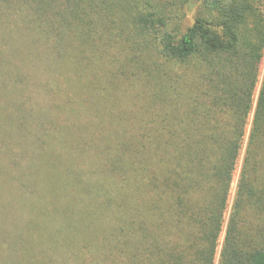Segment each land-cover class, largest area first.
I'll return each instance as SVG.
<instances>
[{
  "label": "trees",
  "instance_id": "1",
  "mask_svg": "<svg viewBox=\"0 0 264 264\" xmlns=\"http://www.w3.org/2000/svg\"><path fill=\"white\" fill-rule=\"evenodd\" d=\"M263 67L264 0H0V264H264Z\"/></svg>",
  "mask_w": 264,
  "mask_h": 264
},
{
  "label": "rangeland",
  "instance_id": "2",
  "mask_svg": "<svg viewBox=\"0 0 264 264\" xmlns=\"http://www.w3.org/2000/svg\"><path fill=\"white\" fill-rule=\"evenodd\" d=\"M263 73H264V67H263ZM262 78L263 77H261V80H262ZM249 131H250V127H249ZM241 166H242V161H241V163L239 165V169L237 170V173H236V176H235V183L233 185V189H232V193H231V199H230L229 213H230V210H231V207L233 205L234 198H235V195H236L237 186H238V182H239V178H240Z\"/></svg>",
  "mask_w": 264,
  "mask_h": 264
}]
</instances>
